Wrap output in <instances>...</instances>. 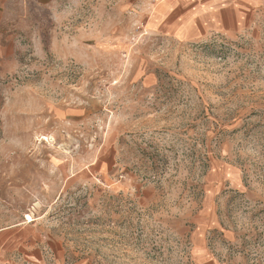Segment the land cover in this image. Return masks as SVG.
I'll list each match as a JSON object with an SVG mask.
<instances>
[{
    "label": "rangeland",
    "instance_id": "rangeland-1",
    "mask_svg": "<svg viewBox=\"0 0 264 264\" xmlns=\"http://www.w3.org/2000/svg\"><path fill=\"white\" fill-rule=\"evenodd\" d=\"M237 4L180 41L175 0H0L4 264H264V0Z\"/></svg>",
    "mask_w": 264,
    "mask_h": 264
},
{
    "label": "crops",
    "instance_id": "crops-1",
    "mask_svg": "<svg viewBox=\"0 0 264 264\" xmlns=\"http://www.w3.org/2000/svg\"><path fill=\"white\" fill-rule=\"evenodd\" d=\"M176 1L175 38L180 41L199 40L212 34L234 36L252 20L251 11L237 4L241 0H191L193 3L187 5L185 15L182 11L180 15L177 13L180 7H176ZM30 245L34 249V241L26 244L28 257ZM0 264H4L3 254H0Z\"/></svg>",
    "mask_w": 264,
    "mask_h": 264
}]
</instances>
